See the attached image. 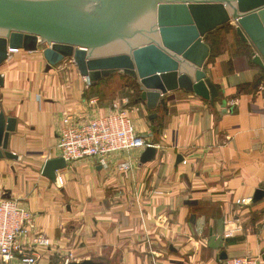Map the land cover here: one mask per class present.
<instances>
[{
  "label": "crops",
  "instance_id": "0c3cea01",
  "mask_svg": "<svg viewBox=\"0 0 264 264\" xmlns=\"http://www.w3.org/2000/svg\"><path fill=\"white\" fill-rule=\"evenodd\" d=\"M235 28L204 39L213 106L174 89L148 111L130 77L113 74L87 89L71 61L46 71L41 49L9 53L0 105L16 119L8 149L16 159H0V199L31 214L24 254L41 235L49 246L36 264H218L243 256L264 263V71ZM114 104L127 109L154 158L142 164L145 149L134 150L111 155L106 167L85 159L57 170L55 181L44 177L45 162L60 158L65 116L91 120ZM9 264H22L19 255Z\"/></svg>",
  "mask_w": 264,
  "mask_h": 264
},
{
  "label": "water",
  "instance_id": "95a60500",
  "mask_svg": "<svg viewBox=\"0 0 264 264\" xmlns=\"http://www.w3.org/2000/svg\"><path fill=\"white\" fill-rule=\"evenodd\" d=\"M229 23L264 71V0H0V67L10 52L41 49L46 71L71 61L91 85L113 74L132 78L148 111L174 89L213 106L218 91L203 71L210 53L204 39ZM15 122L0 105V159H16L8 152ZM155 153L146 147L140 162ZM65 167L61 158L48 160L42 175L55 181Z\"/></svg>",
  "mask_w": 264,
  "mask_h": 264
},
{
  "label": "built area",
  "instance_id": "2783aa9c",
  "mask_svg": "<svg viewBox=\"0 0 264 264\" xmlns=\"http://www.w3.org/2000/svg\"><path fill=\"white\" fill-rule=\"evenodd\" d=\"M87 89L91 83L87 78ZM90 100L89 105H94ZM149 145L139 137L133 120L125 108L114 104L103 117L82 121L71 115L65 116L57 132V148L66 164L85 159H94L102 167L108 158L118 153L143 151ZM123 168H127L124 166ZM31 223V214L13 199H0V264H9L19 255L22 264H36L49 242L36 236L31 242V255H26L20 244L21 237ZM218 264H264L247 256L233 257Z\"/></svg>",
  "mask_w": 264,
  "mask_h": 264
},
{
  "label": "trees",
  "instance_id": "16d2710c",
  "mask_svg": "<svg viewBox=\"0 0 264 264\" xmlns=\"http://www.w3.org/2000/svg\"><path fill=\"white\" fill-rule=\"evenodd\" d=\"M210 47V46H209ZM215 47V44L214 42L212 43V50H211V53L213 52H217L218 51V48H214Z\"/></svg>",
  "mask_w": 264,
  "mask_h": 264
}]
</instances>
